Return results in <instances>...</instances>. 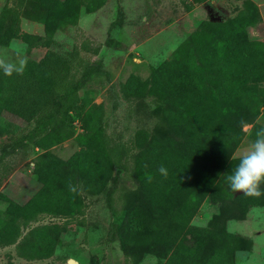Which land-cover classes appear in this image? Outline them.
Returning <instances> with one entry per match:
<instances>
[{
  "label": "trees",
  "instance_id": "16d2710c",
  "mask_svg": "<svg viewBox=\"0 0 264 264\" xmlns=\"http://www.w3.org/2000/svg\"><path fill=\"white\" fill-rule=\"evenodd\" d=\"M24 13L41 24L42 34L20 30ZM84 0H14L0 7V46L18 38L26 46L49 47L55 31L76 23ZM259 17L254 7L239 9L222 21H205L182 40L149 79L130 74L123 89L128 96L146 92L162 103L150 128H137L132 138L130 177L117 225L120 250L130 264L145 255L159 264H234L244 239L226 230V222L243 219L249 207L264 206L259 197L234 193L226 180L239 162L233 151L244 137L253 142L264 129V112L247 132L264 94V41L249 39L247 28ZM68 57L46 49L38 60L27 59L23 74L0 70V115L7 111L28 125L23 139L48 147L73 136L72 111L79 121V148L66 159L49 153L32 158L39 187L23 203L8 200L0 217V245H14L25 260L50 257L62 224H36L43 217L64 221L83 212L88 189L106 185L112 167H123L95 117L99 104L75 108L77 90L88 73L74 78ZM148 114L155 117V110ZM0 125V134L11 132ZM90 146L95 148L91 150ZM102 151V154L100 153ZM167 169V176L158 169ZM151 177V179H149ZM70 186L75 191L70 190ZM264 193V183L260 186ZM203 201L218 204L203 226L191 223ZM22 230H25L22 233ZM118 237V238H119Z\"/></svg>",
  "mask_w": 264,
  "mask_h": 264
},
{
  "label": "rangeland",
  "instance_id": "374dc122",
  "mask_svg": "<svg viewBox=\"0 0 264 264\" xmlns=\"http://www.w3.org/2000/svg\"><path fill=\"white\" fill-rule=\"evenodd\" d=\"M94 9L80 6L75 24L55 31L52 44L45 48L27 47L18 38L0 46V58L11 63L20 59L38 60L46 49L68 57L73 66L74 78L81 79L75 108L99 104L95 117L110 146L123 167H112L106 185L88 189L79 186L84 197L83 212L67 221L45 216L36 224H64V230L53 254L41 260L18 257L14 245H0V264H130L123 256L116 233L123 218L121 210L126 190L135 187L130 177L132 138L137 128H150L162 103L152 95L142 92L128 96L123 84L127 76L149 79L159 64L168 58L174 48L202 22L222 21L232 17L239 9L254 7L258 21L247 28L249 39L264 41V0H84ZM14 0H0L11 4ZM19 18L21 31L42 34L41 24L24 13H33L31 3L24 5ZM264 94V81L259 85ZM155 110L154 118L148 114ZM264 105L254 120L242 129L247 132L254 122H260ZM11 124V132L0 134V217L8 200L23 203L39 187L32 172V158L51 154L66 159L86 143L79 144V121L72 111L73 136L48 147H39L33 140L23 139L28 125L7 111L0 115V125ZM252 141L244 137L232 156H240ZM95 153V148L90 146ZM102 154V151L100 152ZM218 204L203 201L200 213L191 223L203 226ZM226 230L244 239L243 250L234 253V264H264V206L249 207L243 219L226 222ZM25 230H22V233ZM119 237V238H118ZM138 264H159L154 257L145 255Z\"/></svg>",
  "mask_w": 264,
  "mask_h": 264
},
{
  "label": "clouds",
  "instance_id": "9594fccd",
  "mask_svg": "<svg viewBox=\"0 0 264 264\" xmlns=\"http://www.w3.org/2000/svg\"><path fill=\"white\" fill-rule=\"evenodd\" d=\"M27 67V58H22L18 63L8 62L0 58V70L7 76L23 74ZM158 171L167 176V169L161 166ZM151 179V177H149ZM230 189L243 192L247 196H261V184L264 183V129L256 132V139L240 155L239 162L233 172L226 177ZM71 191L75 188L70 186Z\"/></svg>",
  "mask_w": 264,
  "mask_h": 264
},
{
  "label": "water",
  "instance_id": "95a60500",
  "mask_svg": "<svg viewBox=\"0 0 264 264\" xmlns=\"http://www.w3.org/2000/svg\"><path fill=\"white\" fill-rule=\"evenodd\" d=\"M67 264H76V261L73 259H68Z\"/></svg>",
  "mask_w": 264,
  "mask_h": 264
},
{
  "label": "crops",
  "instance_id": "0c3cea01",
  "mask_svg": "<svg viewBox=\"0 0 264 264\" xmlns=\"http://www.w3.org/2000/svg\"><path fill=\"white\" fill-rule=\"evenodd\" d=\"M154 260H155V258H154Z\"/></svg>",
  "mask_w": 264,
  "mask_h": 264
}]
</instances>
